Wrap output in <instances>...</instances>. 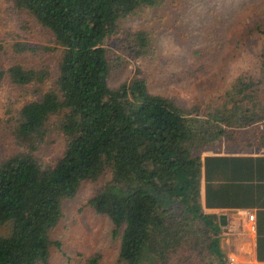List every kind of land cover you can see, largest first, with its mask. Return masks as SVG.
I'll return each instance as SVG.
<instances>
[{
    "label": "trees",
    "instance_id": "obj_1",
    "mask_svg": "<svg viewBox=\"0 0 264 264\" xmlns=\"http://www.w3.org/2000/svg\"><path fill=\"white\" fill-rule=\"evenodd\" d=\"M12 1L17 12L52 35L61 54L58 77L47 91L48 70L0 65V83L42 93L2 124L14 149L0 161V229L6 228L0 234V264H49L51 248L58 246L50 234L63 217L64 202L84 182L108 173L112 188L99 191L89 206L108 217L113 234L121 237L118 262L198 264L201 255L211 259L206 263L226 264L218 217L202 205L238 206L241 180L235 169L253 159L202 158L198 152L224 139L264 148L259 125L264 123V16L239 41L246 45L255 36L260 68L234 79L223 106L226 116H209L210 125L194 109L151 93L143 79L110 86L118 61L105 47L107 38L122 19L168 0ZM52 128L66 146L47 165L36 152ZM90 264L100 263L94 258Z\"/></svg>",
    "mask_w": 264,
    "mask_h": 264
},
{
    "label": "rangeland",
    "instance_id": "obj_2",
    "mask_svg": "<svg viewBox=\"0 0 264 264\" xmlns=\"http://www.w3.org/2000/svg\"><path fill=\"white\" fill-rule=\"evenodd\" d=\"M261 16L264 0H168L156 7L141 8L122 19L106 40L105 47L118 61L110 86L117 88L136 78L143 79L151 93L168 97L183 109H194L211 122L209 116L221 115L227 105L234 79L244 71L252 72L255 66L260 68L256 56L259 58L262 52L254 47L255 36L246 45L239 41ZM20 46L27 49L23 51ZM0 47L3 69L21 64L48 70L50 76L43 91L54 87L61 50L33 17L14 9L12 0H0ZM36 89L29 86L21 90L8 80L0 83V161L14 149L11 135L2 124L14 118L23 105L42 96ZM233 133L238 132L234 129ZM243 143L234 146L224 139L199 149L198 154L203 158L227 154L234 148H259ZM65 146V137L53 130L36 155L41 163L52 165ZM112 186L108 173L97 181L84 182L77 195L64 202L63 217L50 234L58 246L51 248L49 264H90L94 258L100 264H121V237L113 234L108 217L89 206L99 191ZM5 229H0V234ZM220 238L226 264H248L250 244L245 243L246 236L240 239L239 234H221ZM198 256L201 264H210L205 262L206 257Z\"/></svg>",
    "mask_w": 264,
    "mask_h": 264
},
{
    "label": "crops",
    "instance_id": "obj_3",
    "mask_svg": "<svg viewBox=\"0 0 264 264\" xmlns=\"http://www.w3.org/2000/svg\"><path fill=\"white\" fill-rule=\"evenodd\" d=\"M231 151L215 156L253 159L242 161L235 169L241 180L239 200L234 202L238 206L216 209L202 206L205 212L216 213L221 234H239L240 239L246 236L245 243L250 244L248 264H264V148H234ZM249 215L254 217L253 222Z\"/></svg>",
    "mask_w": 264,
    "mask_h": 264
},
{
    "label": "built area",
    "instance_id": "obj_4",
    "mask_svg": "<svg viewBox=\"0 0 264 264\" xmlns=\"http://www.w3.org/2000/svg\"><path fill=\"white\" fill-rule=\"evenodd\" d=\"M259 125H260V129L264 130V123L261 122ZM249 220L253 222L254 221V217L249 215ZM230 261L231 262H235V258L234 257H230Z\"/></svg>",
    "mask_w": 264,
    "mask_h": 264
}]
</instances>
